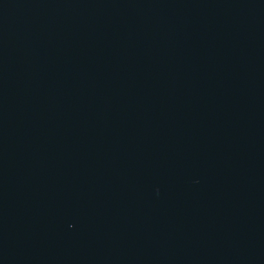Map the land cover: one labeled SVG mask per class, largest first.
Returning a JSON list of instances; mask_svg holds the SVG:
<instances>
[{"label":"water","instance_id":"water-1","mask_svg":"<svg viewBox=\"0 0 264 264\" xmlns=\"http://www.w3.org/2000/svg\"><path fill=\"white\" fill-rule=\"evenodd\" d=\"M0 264H264V0H0Z\"/></svg>","mask_w":264,"mask_h":264}]
</instances>
